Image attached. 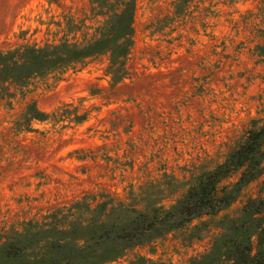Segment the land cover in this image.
Here are the masks:
<instances>
[{
  "label": "rangeland",
  "instance_id": "obj_1",
  "mask_svg": "<svg viewBox=\"0 0 264 264\" xmlns=\"http://www.w3.org/2000/svg\"><path fill=\"white\" fill-rule=\"evenodd\" d=\"M117 10L94 0H0V48L86 42ZM132 27L118 59L97 55L0 99V235L73 205L84 223L102 212L111 221L122 207L126 216L164 213L252 131H262L264 163V0H135ZM31 104L47 118L13 130ZM250 198L264 199V174L219 212L101 264H230L223 233Z\"/></svg>",
  "mask_w": 264,
  "mask_h": 264
},
{
  "label": "trees",
  "instance_id": "obj_2",
  "mask_svg": "<svg viewBox=\"0 0 264 264\" xmlns=\"http://www.w3.org/2000/svg\"><path fill=\"white\" fill-rule=\"evenodd\" d=\"M94 3L100 8L106 4L116 5L118 10L92 40L63 39L44 45L0 48V99L13 97L16 90L25 95L39 81L59 79L68 70L84 66L97 55L108 53L112 59H118L126 53L133 30L135 0H94ZM46 118L34 104L27 105L11 128L30 130L34 120ZM261 133V130L252 131L223 163L204 173L197 184L164 213L157 209L148 212L131 208L126 216L122 207L111 221L102 219V212L84 223L76 214L79 206L64 207L0 235V264H101L115 259L128 247L162 235L195 217L219 212L235 200L242 186L264 174V163L256 157ZM236 169H241L237 181L217 193L219 181ZM107 205L104 201L97 206L105 211ZM84 208L87 211L88 206ZM242 213L240 220L230 219L225 227L227 258L230 264H264V199H248ZM254 236L255 243L251 240ZM75 237H87L88 242L83 246L73 245Z\"/></svg>",
  "mask_w": 264,
  "mask_h": 264
}]
</instances>
